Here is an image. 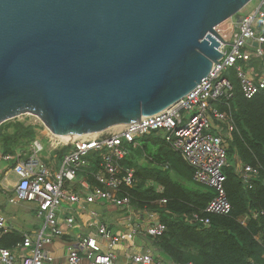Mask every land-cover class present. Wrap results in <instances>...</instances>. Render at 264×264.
<instances>
[{
    "label": "water",
    "instance_id": "obj_1",
    "mask_svg": "<svg viewBox=\"0 0 264 264\" xmlns=\"http://www.w3.org/2000/svg\"><path fill=\"white\" fill-rule=\"evenodd\" d=\"M251 1L0 0V125L79 137L158 114L219 64L217 28Z\"/></svg>",
    "mask_w": 264,
    "mask_h": 264
},
{
    "label": "built area",
    "instance_id": "obj_2",
    "mask_svg": "<svg viewBox=\"0 0 264 264\" xmlns=\"http://www.w3.org/2000/svg\"><path fill=\"white\" fill-rule=\"evenodd\" d=\"M263 8L264 0H260L255 11L237 20L231 42L220 44L222 59L219 64H214L209 75L192 91L164 111L140 118L139 123L115 126L101 133L69 139L53 135L37 117L28 115L36 119L32 121L34 125L42 127L46 147L54 153V158H57V151L66 152L58 166L45 162L42 159L45 146L36 138L31 144L29 157L22 159L19 154L3 156L4 160L14 162L11 172L17 178L9 203H35L37 217L43 219L44 227L36 240L23 236L21 242L5 248L1 246V238L7 230L4 219L0 217V264H49L51 259L44 246L56 238H62L65 229L75 226L71 212L76 216L86 215L96 233L79 238L68 246L65 264H84L82 257L85 264H169L154 258L149 252L130 254L126 261L119 262L113 251L125 239L132 240L138 231L155 238L162 236L166 230L157 213L133 209L131 198L124 192V188L135 185V175L132 168L121 163L128 157L129 148L137 146L136 138L151 132H162L169 148L193 171L194 181L214 192V198L203 212L206 216L194 214L188 221L206 228L210 223L207 216L228 215L231 205L223 187V169L227 166V144L223 136L234 131V124L226 113L220 112L213 104L231 97L230 82L221 78L230 68L236 69L246 99L258 94L264 98V80H255L237 66L238 62L248 61L251 57L264 63ZM223 39L226 41V36ZM214 121L221 123L222 128H216ZM213 128L215 134L209 132ZM91 154L100 156L101 168L96 177L100 186L93 189L81 176L88 166L87 156ZM237 168L241 181L250 189L251 179L258 176V169L240 164ZM156 192L162 193L163 187L158 185ZM165 203V200L159 202L161 205ZM90 204L123 210L125 216H134L141 224L136 222L124 235L116 234L101 221L97 211L87 209ZM66 213L69 216L61 219ZM246 221L247 218H242L241 224L244 225Z\"/></svg>",
    "mask_w": 264,
    "mask_h": 264
},
{
    "label": "trees",
    "instance_id": "obj_3",
    "mask_svg": "<svg viewBox=\"0 0 264 264\" xmlns=\"http://www.w3.org/2000/svg\"><path fill=\"white\" fill-rule=\"evenodd\" d=\"M245 63L258 67L259 72L264 71L263 61L254 57L238 62L237 66L244 71ZM221 78L230 82L232 94L213 105L234 124V131L223 136L227 144L223 187L231 205L228 215L207 216L210 223L206 228L188 221L194 214L206 216L203 212L214 198V192L194 181L193 171L169 148L160 131L136 138L137 146L129 149L128 157L121 163L134 170L135 185L124 188L131 198V207L157 213L166 227L160 237H142L153 257L169 264H264V98L262 94L251 99L244 97L235 68L228 69ZM214 126L222 128L223 125L214 121ZM38 131L39 126L25 116L3 123L0 125L1 155L29 157ZM209 132L215 134L216 130ZM65 152H56L59 161ZM87 160L88 166L81 176L93 189L100 186L96 181L101 171L100 156L91 154ZM239 164L259 171L258 176L252 177L250 189L237 173ZM151 183L163 187V192L157 193ZM161 200L166 203L159 204ZM242 218H247L244 225ZM22 239L18 233H6L1 238V246L11 248Z\"/></svg>",
    "mask_w": 264,
    "mask_h": 264
},
{
    "label": "crops",
    "instance_id": "obj_4",
    "mask_svg": "<svg viewBox=\"0 0 264 264\" xmlns=\"http://www.w3.org/2000/svg\"><path fill=\"white\" fill-rule=\"evenodd\" d=\"M237 20L238 19L236 18L232 22L228 23V25L226 26L225 34L227 36V40L232 39V36L235 33V24ZM245 64L246 65L244 71L248 75L252 76L255 80H264V71L259 72L258 67L251 66V64L247 65V63ZM33 123L34 122H32V124ZM37 138H39L42 143L46 140L42 127H39ZM43 145L45 146V149L42 154V159L45 162H51L52 164H60L61 160L59 161L58 158H54V156H52L54 153H51L48 150V148L46 147V142ZM50 153L51 155H49ZM4 163L9 164L8 169H4ZM13 164L14 162L4 160L3 156L0 153V217L4 219L7 233L15 232L20 234L22 238L23 236H27L28 238L34 241L36 240L37 236L42 232L44 227V221L42 218L37 217V206L35 203H9V199L14 193V186L17 182V178L11 172ZM150 185L153 186L154 184L151 183ZM157 186H155V188ZM87 209L97 211L100 215L101 221L105 225H107V227L112 232L120 235H124L125 233H127L130 227L133 228V226L136 225V222H140L134 216H125L126 213L123 212V210L116 209L108 205L90 204L87 206ZM68 213L63 214L60 218L63 219L64 217L69 216ZM71 213L72 217L75 219V226L69 230L65 229L62 238L54 239L53 242L49 244V248L44 249L48 257L51 259L49 264H65L67 247L76 243L79 238L86 236H94L96 233V229L90 225L89 218L86 215L76 216L73 212ZM34 219H41L43 221L42 225H38V222H36V220ZM142 236H145L144 233L138 231V233L134 238H132V240L125 239L123 242H121L114 248V254L116 255L117 260L119 262L126 261L127 256L135 253L149 252L153 256L152 250L148 247L147 242ZM82 262L84 264L86 263L83 257Z\"/></svg>",
    "mask_w": 264,
    "mask_h": 264
},
{
    "label": "rangeland",
    "instance_id": "obj_5",
    "mask_svg": "<svg viewBox=\"0 0 264 264\" xmlns=\"http://www.w3.org/2000/svg\"><path fill=\"white\" fill-rule=\"evenodd\" d=\"M260 0H252L237 16H234L232 19L227 20L226 22H224L223 24H221L218 28V32L219 34L224 37L226 36L225 34V30H226V26L228 25V23L232 22L233 20H235L236 18H238L239 16L245 15L247 13H250L252 11H255L258 7ZM230 40H227V36H226V42L230 43ZM24 116L20 117L19 119H22ZM25 117H28L31 121H35L36 119L34 117L28 116L26 115ZM46 142V140L43 142V144ZM130 149V148H129ZM55 163V162H54ZM56 166H58L59 164L55 163ZM9 168V164L8 163H4V169H8ZM188 184H190V181H187ZM114 208V207H113ZM117 209V208H116ZM36 220V219H34ZM36 222H38V225H42V220L41 219H37ZM49 245H45L44 249H48Z\"/></svg>",
    "mask_w": 264,
    "mask_h": 264
},
{
    "label": "bare ground",
    "instance_id": "obj_6",
    "mask_svg": "<svg viewBox=\"0 0 264 264\" xmlns=\"http://www.w3.org/2000/svg\"><path fill=\"white\" fill-rule=\"evenodd\" d=\"M66 138H72V139H73V138H75V136H72V137H70V136H67Z\"/></svg>",
    "mask_w": 264,
    "mask_h": 264
}]
</instances>
